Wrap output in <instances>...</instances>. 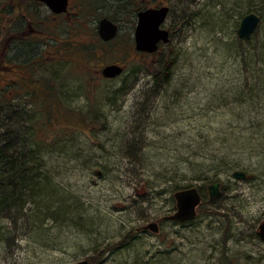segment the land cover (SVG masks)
Returning <instances> with one entry per match:
<instances>
[{"label": "rangeland", "instance_id": "rangeland-1", "mask_svg": "<svg viewBox=\"0 0 264 264\" xmlns=\"http://www.w3.org/2000/svg\"><path fill=\"white\" fill-rule=\"evenodd\" d=\"M73 1L62 21L31 8L33 33L0 18V141L25 139L22 168L45 193L26 200L35 212H0V264H264V94L253 76L264 63L251 56L264 0ZM153 3L169 7L170 41L138 52L135 13ZM250 8L261 19L247 44L236 31ZM103 16L119 26L109 41ZM110 63L124 68L115 79L93 71ZM191 186L196 217L161 220ZM156 220V233L141 230Z\"/></svg>", "mask_w": 264, "mask_h": 264}, {"label": "water", "instance_id": "water-1", "mask_svg": "<svg viewBox=\"0 0 264 264\" xmlns=\"http://www.w3.org/2000/svg\"><path fill=\"white\" fill-rule=\"evenodd\" d=\"M54 12L65 10L67 0H41ZM169 13L167 5L156 7H147L136 12V23L133 31L134 49L138 52L153 53L157 51L158 44L168 43L170 41L168 30L162 27ZM260 22V17L254 12L245 14L238 25L237 35L242 39H249ZM118 24L107 17H102L98 20L97 32L101 40L109 41L118 33ZM123 71V66L117 63L105 65L101 73L103 77L112 78L120 75ZM232 175L236 178L244 179L245 172L234 170ZM219 183L214 182L207 186L208 198L212 199L220 194L218 189ZM175 201V210L168 216L169 219L178 223H184L194 219L197 215V207L201 202V194L197 187L191 186L183 189H178L173 193ZM144 229L153 233L158 231L156 222L146 224ZM258 238L264 242V221L258 225ZM73 264H91L88 260H78ZM260 264V263H254Z\"/></svg>", "mask_w": 264, "mask_h": 264}, {"label": "trees", "instance_id": "trees-1", "mask_svg": "<svg viewBox=\"0 0 264 264\" xmlns=\"http://www.w3.org/2000/svg\"><path fill=\"white\" fill-rule=\"evenodd\" d=\"M144 8L146 7H142L141 9H144ZM141 9H138V10H141ZM253 11L254 9L250 8L247 13L253 12ZM105 17L111 19L114 22L116 20L113 17H109V16H105ZM253 36H251L249 39H242V40L246 41L247 44H249ZM253 51L254 52L251 53V56H253L252 58L256 59L258 56L259 59H262L263 60L262 62L264 63V43H263L262 48L260 46L259 51L258 50L257 51L253 50ZM253 76L256 81L257 79H259L261 82L259 90L255 88V91H258V92L260 91L261 93L264 94V76H260L258 74H254ZM244 87L251 93V95L254 94L251 92L252 88H251V85L249 84L248 78H247V81L245 82ZM5 91H6V88H3L2 90H0V109L2 106L3 99H4L3 92ZM262 97L261 99L259 97H256V98L260 101L262 100ZM251 98H255V97H251ZM10 108L11 107L8 105L7 110H11ZM6 117H3V115L1 114L2 120H5ZM12 139H13L12 135L11 133H9L6 135V137L3 138L2 141H0V212H4L8 209H15V208L19 211V213H24L27 211L35 212V210H39V209L31 208V207L26 208L24 205L26 203V200L30 198L33 201V196L38 197V196L45 195V193L43 192L42 188L39 187V185L36 183V180H34L33 177L27 174V172L22 168L24 167L23 165L27 163L28 161L27 158L24 155H20V154L13 155V153L18 154V152L16 151L19 149L15 147L11 148L9 146L10 143L7 146V142L11 141ZM238 146L241 147V145H238ZM31 147L33 148V144L31 145ZM7 152H10V153L8 154ZM209 179H213V177L211 178V176H209ZM181 188H184V187H181Z\"/></svg>", "mask_w": 264, "mask_h": 264}, {"label": "flooded vegetation", "instance_id": "flooded-vegetation-1", "mask_svg": "<svg viewBox=\"0 0 264 264\" xmlns=\"http://www.w3.org/2000/svg\"><path fill=\"white\" fill-rule=\"evenodd\" d=\"M80 1L85 2V0H80ZM0 2L2 3V4H0V18H1V20L4 21V23H8V24L10 23L11 25L14 24L15 26H19V25H22L23 23L27 22V26H28L27 33H33V31H34L30 27V24L34 21V17L31 16V18H29L30 15H28V12L31 11V8L42 7L44 9H46L50 13L49 16H50L51 20L53 22H55L58 20L62 21V20H65L67 18L68 19L72 18L73 14L76 13L75 8L79 7V3L74 2L73 0H67L65 10L60 11V12H54L51 8H49L41 0H26L23 2H17L16 0H0ZM151 6H160V5L154 4ZM139 9H141V8H139ZM137 11H139V10H137ZM14 37H15V35H10L9 37H6L4 40L5 44L10 42ZM3 66L8 67V65L6 63H4ZM101 69H95L93 71L95 73H97L98 75H101ZM117 77L118 76L112 77V78H106V77H104V78L105 79H115ZM0 80H1V78H0ZM169 215L170 214L162 217L161 220L173 221V220L168 218ZM161 220H156L154 222H156L157 225H159ZM173 222L177 223L176 221H173ZM187 222H189V221H187ZM184 223H186V222H184ZM184 223H180V224H184ZM141 230L144 231L147 229H144L142 227Z\"/></svg>", "mask_w": 264, "mask_h": 264}, {"label": "bare ground", "instance_id": "bare-ground-1", "mask_svg": "<svg viewBox=\"0 0 264 264\" xmlns=\"http://www.w3.org/2000/svg\"><path fill=\"white\" fill-rule=\"evenodd\" d=\"M255 13V12H254ZM255 14H257V13H255ZM258 15V14H257ZM259 16V15H258ZM260 17V16H259ZM261 19V18H260ZM12 142H13V140L12 141H8L7 142V146H8V144H9V146L11 147V148H13V147H15V148H18L19 150H17L16 152H18L20 155H22L25 151H26V146H25V139L24 138H21L20 140H18V143L15 145V143L14 144H12ZM29 149V151H32V148H31V146L28 148ZM8 154L10 153V152H7ZM201 194V193H200ZM201 197H202V195H201Z\"/></svg>", "mask_w": 264, "mask_h": 264}]
</instances>
